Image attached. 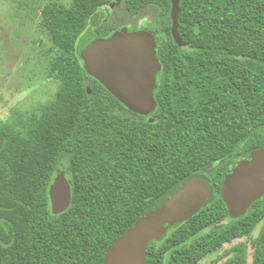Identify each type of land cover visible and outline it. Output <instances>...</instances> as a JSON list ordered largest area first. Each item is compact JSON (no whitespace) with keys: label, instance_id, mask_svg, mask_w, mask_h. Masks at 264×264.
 Returning <instances> with one entry per match:
<instances>
[{"label":"trees","instance_id":"16d2710c","mask_svg":"<svg viewBox=\"0 0 264 264\" xmlns=\"http://www.w3.org/2000/svg\"><path fill=\"white\" fill-rule=\"evenodd\" d=\"M119 3L157 38L156 106L127 109L88 75L79 50L124 27L100 12ZM104 9V10H105ZM49 0L44 30L58 55L55 97L0 119V264H103L131 224L171 190L203 178L211 197L153 241L146 264H264V196L232 216L223 186L234 161L264 148V0ZM90 91V92H89ZM65 172L72 203L54 214ZM259 234L249 243L245 238ZM241 240L239 243H234ZM227 244H233L225 249ZM221 252H223L221 254Z\"/></svg>","mask_w":264,"mask_h":264},{"label":"water","instance_id":"95a60500","mask_svg":"<svg viewBox=\"0 0 264 264\" xmlns=\"http://www.w3.org/2000/svg\"><path fill=\"white\" fill-rule=\"evenodd\" d=\"M172 2V32L179 44L181 0ZM157 38L150 31L123 28L110 38L93 37L80 46L88 75L99 81L127 109L139 114L156 106L154 91L162 66ZM90 92V91H89ZM264 196V148L234 161L223 186V199L232 216L243 214ZM211 197L203 178L183 184L153 203L108 251L103 264H146L149 245L166 234L168 227L188 220ZM54 214L72 203V186L65 172L50 187Z\"/></svg>","mask_w":264,"mask_h":264},{"label":"rangeland","instance_id":"374dc122","mask_svg":"<svg viewBox=\"0 0 264 264\" xmlns=\"http://www.w3.org/2000/svg\"><path fill=\"white\" fill-rule=\"evenodd\" d=\"M48 1L0 0V119L3 121L9 120L16 111L30 112L50 101L58 90L59 83L49 78L50 62L58 51L41 19L42 7ZM104 9L100 12L102 16L112 17L118 27L132 31L151 21L157 12L149 7L132 17L121 3L113 9ZM259 231L260 228L253 237L243 240L249 239L252 244ZM232 246L227 244L225 249ZM249 253L251 264L252 249ZM216 258L213 255L201 264H209Z\"/></svg>","mask_w":264,"mask_h":264},{"label":"flooded vegetation","instance_id":"af4514ba","mask_svg":"<svg viewBox=\"0 0 264 264\" xmlns=\"http://www.w3.org/2000/svg\"><path fill=\"white\" fill-rule=\"evenodd\" d=\"M131 31H132V30H131ZM159 73H160V72H159ZM159 73H158V74H159Z\"/></svg>","mask_w":264,"mask_h":264}]
</instances>
